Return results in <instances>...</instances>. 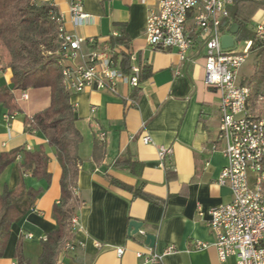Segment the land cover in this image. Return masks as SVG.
Wrapping results in <instances>:
<instances>
[{
	"label": "crops",
	"instance_id": "0c3cea01",
	"mask_svg": "<svg viewBox=\"0 0 264 264\" xmlns=\"http://www.w3.org/2000/svg\"><path fill=\"white\" fill-rule=\"evenodd\" d=\"M38 1L53 3L64 14L68 32L94 37L99 44L113 41L112 32H120L136 54V63L150 65L152 70L137 89L121 84L116 95L86 89L71 96L76 124L84 135L80 147L84 164L77 181L80 228L70 239L74 248L66 250L64 243L57 264H144L139 253L162 252L170 244L176 251L158 264H236L235 257L226 262L219 259L208 225V210L231 201L232 192L229 186L218 183L228 158L223 152L225 144L217 141L221 92L204 82L205 47L197 44L182 60L175 50L149 46L147 17L159 0H80L83 11L90 14L82 24L73 20L72 0ZM260 24L264 25V8L256 10L249 27L256 31ZM3 53L0 50V85H11L12 71L4 66L7 57H2ZM23 91H13L21 111H15L11 121L5 118L8 112L0 104V152L23 146L42 149L49 156L51 176L46 180L25 174L28 186L42 187L43 191L12 224L0 264H20L16 256L20 241L31 264H39L42 240L56 227L53 208L61 197L62 166L57 150L43 131H27L24 121L25 116L31 117L51 104V89H27V99H21ZM131 97L136 105L131 104ZM99 131L106 132V156L96 164L92 148ZM146 135L152 137L151 143L143 141ZM214 143L219 149H212ZM161 145L173 148V154L163 162ZM124 157L137 162L135 170L115 165ZM20 159L1 176V182L11 188L18 184ZM168 170L173 174L169 176ZM113 179L132 186L143 183L155 199L135 196ZM133 219L143 226L130 234ZM146 233L155 235L154 247L146 243ZM200 242L208 245L199 248ZM118 248H124L121 255Z\"/></svg>",
	"mask_w": 264,
	"mask_h": 264
},
{
	"label": "built area",
	"instance_id": "2783aa9c",
	"mask_svg": "<svg viewBox=\"0 0 264 264\" xmlns=\"http://www.w3.org/2000/svg\"><path fill=\"white\" fill-rule=\"evenodd\" d=\"M235 1L159 0L158 6L149 12L145 34L151 48L175 50L182 60L197 44L205 47L204 82L221 92L217 141L225 144L223 152L228 158L218 183L229 186L232 192L231 201L208 210V225L222 262L235 257L236 264H264V116L253 112L251 85L241 71L251 54L253 41L244 40L243 46V41L236 40L232 48H224L221 41L230 28L228 25L224 30L223 22ZM71 13L76 24L90 17L83 11L80 0L71 1ZM53 18L59 25L57 64L61 68L62 83L71 94L92 89L116 95L121 84L134 89L141 87L142 67L136 63L137 56L123 40V34L114 31L113 41L99 44L94 37L68 32L64 14L59 11ZM256 34L264 39V25L257 27ZM28 97L24 90L21 99ZM130 102L137 104L133 97ZM13 117L14 114H5L8 121ZM97 137L104 141L106 132L99 131ZM143 141L151 143L153 139L146 135ZM212 149H219L218 144L214 143ZM172 154V147L159 146L162 162ZM73 192L77 196L78 188H73ZM200 214L204 212L200 210ZM69 228L72 236L79 230L77 213L71 217ZM207 245L200 242L197 246ZM74 246L73 241L68 240L64 248ZM175 251L176 246L170 244L162 252L150 250L139 256L143 257L144 264H158L165 255ZM123 252L124 248H118L120 255Z\"/></svg>",
	"mask_w": 264,
	"mask_h": 264
},
{
	"label": "trees",
	"instance_id": "16d2710c",
	"mask_svg": "<svg viewBox=\"0 0 264 264\" xmlns=\"http://www.w3.org/2000/svg\"><path fill=\"white\" fill-rule=\"evenodd\" d=\"M258 8H264V0H236L229 6V15L223 22L224 30L228 25H239L235 36L237 41H253L251 52L254 56V66L249 79L253 100L264 97V39H259L256 31L249 27ZM57 11V7L50 2L0 0V50H7L8 57L4 66L12 71L11 85H0V104L9 114H13L15 111H21L13 92L15 89H51V104L33 116L24 118L27 131L41 130L46 134L50 144L55 146L62 166L61 197L53 208L56 227L42 240L39 264H57L63 244L72 238L69 224L79 202L73 188L77 187L79 172L84 164L80 154L84 135L76 124L72 94L65 89L61 68L57 64V50L60 47L59 25L53 18ZM151 73L150 65L142 66V80ZM18 156H21L19 180L17 186L11 188L1 182V176L18 160ZM105 156V142L96 138L92 148L93 161L100 164ZM48 160L49 156L44 150H31L27 146L0 152V257L4 254L12 224L23 217L43 191L42 187L28 186L25 174L29 172L33 177L49 180L51 175L48 171ZM136 163L130 157H124L118 159L115 165L135 170ZM168 174H173L172 170H168ZM113 182L132 191L135 196L149 201L155 199L145 191L143 183L132 186L116 179H113ZM16 256L20 264H31L30 259L21 250V241Z\"/></svg>",
	"mask_w": 264,
	"mask_h": 264
},
{
	"label": "water",
	"instance_id": "95a60500",
	"mask_svg": "<svg viewBox=\"0 0 264 264\" xmlns=\"http://www.w3.org/2000/svg\"><path fill=\"white\" fill-rule=\"evenodd\" d=\"M238 31H239V25L236 23L232 24L229 29V32L225 33L221 38L222 46L224 48H232L235 46V41H236L235 34H237ZM142 226H143V222L136 219L131 220L129 225L130 234L138 233ZM145 235H146V243L151 247H154L156 240L155 235L151 233H146Z\"/></svg>",
	"mask_w": 264,
	"mask_h": 264
},
{
	"label": "rangeland",
	"instance_id": "374dc122",
	"mask_svg": "<svg viewBox=\"0 0 264 264\" xmlns=\"http://www.w3.org/2000/svg\"><path fill=\"white\" fill-rule=\"evenodd\" d=\"M242 41H243V46H244V40H242ZM240 46H241V44H240ZM3 51H4V53H3L4 56H2V57H4V58L5 57H8L7 50L6 49H3ZM246 65L247 66L243 67L241 69V71H242L243 77L246 78V80L249 81L250 76L253 73V66H254V56H253L252 52H251V54H250V56H249V58H248V60L246 62ZM251 106H252V110H253V112L255 114H258L260 116H264V99H262V100H260V99H258V100H255L254 99L253 100L252 99Z\"/></svg>",
	"mask_w": 264,
	"mask_h": 264
}]
</instances>
